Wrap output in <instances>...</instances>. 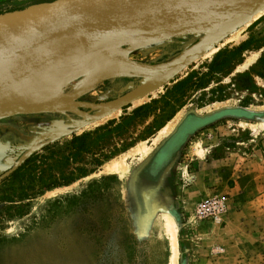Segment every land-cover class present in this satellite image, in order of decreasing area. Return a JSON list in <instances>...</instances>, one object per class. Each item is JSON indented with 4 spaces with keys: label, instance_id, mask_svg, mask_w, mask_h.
<instances>
[{
    "label": "rangeland",
    "instance_id": "1",
    "mask_svg": "<svg viewBox=\"0 0 264 264\" xmlns=\"http://www.w3.org/2000/svg\"><path fill=\"white\" fill-rule=\"evenodd\" d=\"M48 1L51 0H0V15ZM242 25L218 43L237 31L236 39L210 57L201 55L190 61L171 78L152 83L147 93L139 88L150 76L114 68L98 56L72 58L80 63L86 60L105 65L87 75L71 71V75L64 76L67 80H62L61 75L74 66L58 72L49 91L39 99L40 104L54 106L59 95L64 96L66 103L55 106V111L1 118L0 162H11L0 169V180L31 154L39 156L38 167L46 174H67L76 166L85 168L86 173L66 185L42 190L20 201L26 203L20 216L6 208L8 202H0V264H170L172 244L166 217L174 222L175 264H264V235L254 255L227 258L208 240L212 233L210 221L217 219L199 220L194 215L196 202L209 198L199 196L196 190L207 169L204 163L210 155L208 147L217 142L216 138L220 136L221 144L211 155H223L229 160L260 147L264 140V118L253 120L264 113V12ZM197 38L198 35L181 34L157 40L130 52L124 61L153 65L169 59ZM79 41L76 39L81 51L87 53ZM64 45L73 44L65 43L53 50H61ZM120 50L115 47L103 52L117 58ZM254 55L249 67L238 68ZM137 92L144 94L139 98L142 101L130 100L105 113L106 108L114 104L117 107L121 100ZM152 100L155 101L151 103ZM6 104L0 103V110L29 103ZM142 104L149 105L132 116L124 128L107 135L100 146L70 156L74 152L70 142L73 136L128 116ZM222 108L250 111V120L212 119L206 124L211 127L208 132L200 128L173 148L164 170L154 181L141 176L145 164L183 118ZM168 125L169 130L161 132ZM144 147L147 151L142 153ZM100 152L108 157L102 159ZM97 156L101 163L94 166L92 158ZM58 159L59 164L54 165ZM110 165L115 166L107 170ZM9 184L0 183V195L8 191Z\"/></svg>",
    "mask_w": 264,
    "mask_h": 264
},
{
    "label": "water",
    "instance_id": "2",
    "mask_svg": "<svg viewBox=\"0 0 264 264\" xmlns=\"http://www.w3.org/2000/svg\"><path fill=\"white\" fill-rule=\"evenodd\" d=\"M263 6L264 0H51L39 3L0 15V72L30 51L40 50L56 40L77 37L85 52H100L122 70L150 76L139 88L145 92L152 83L171 78ZM141 20L152 21L146 36L132 30ZM181 34L198 35V38L165 61L153 65L124 61L127 54L141 46ZM109 36L116 39L111 41ZM115 47H121L117 58L103 52ZM129 101L130 98L121 100L118 106ZM55 110V106L40 103L17 105L1 109L0 118ZM10 162V159L0 162V169Z\"/></svg>",
    "mask_w": 264,
    "mask_h": 264
},
{
    "label": "crops",
    "instance_id": "3",
    "mask_svg": "<svg viewBox=\"0 0 264 264\" xmlns=\"http://www.w3.org/2000/svg\"><path fill=\"white\" fill-rule=\"evenodd\" d=\"M234 110L239 109L225 108L223 111ZM240 110L246 115H225L219 114L220 111L214 119L223 117L236 118V121L250 120L247 115L249 112ZM211 117L209 116L207 121L203 120L198 126L208 132L211 127L206 124L212 120ZM232 130L234 129L231 128ZM218 137L217 142L211 145L210 149L208 147L210 155L204 163L207 169L204 167L206 170L200 176L201 184L198 183L196 190L199 196L225 198L224 211L216 221H210L212 233L209 234L208 240L227 258L236 259L250 253L254 255L255 248L260 245L264 235V140L260 141V147H252V151L243 152L244 156L229 160L223 155H211L218 151L221 144L220 136ZM262 258L264 259V255Z\"/></svg>",
    "mask_w": 264,
    "mask_h": 264
},
{
    "label": "bare ground",
    "instance_id": "4",
    "mask_svg": "<svg viewBox=\"0 0 264 264\" xmlns=\"http://www.w3.org/2000/svg\"><path fill=\"white\" fill-rule=\"evenodd\" d=\"M263 12H264V6L262 8H260L258 11H256L254 14H252L246 21H244L243 23L238 25L236 28L230 30L227 34L234 31L235 29L239 28L242 24H243L242 26H245L246 24H248V22L250 20H253V19L259 17ZM151 26H152L151 20H141V21L136 22L133 25L132 30L134 32L140 34V35L146 36L149 33ZM238 30H240V29H238ZM227 34L222 36L218 41H216L214 44H212L207 49H205L198 57H200L201 55H202V57H205V58L210 57L221 46L225 45L226 43L230 42L233 39H236L238 36V32L236 31V33L232 34L229 38H226L225 41L218 43ZM108 38L111 41L116 39L115 36H109ZM76 39L79 41V39L77 37H68L65 39H61L60 42L52 43L51 45H48V46H46L40 50L30 51V52L26 53L25 55L20 56L18 59L14 60L13 62H11L7 68L3 69L0 72V103L12 104V103H17V102L19 103V101H23V102L25 101L26 103L28 102L29 104L35 103V102L40 103L39 99L41 97H43L44 93L49 91V89L51 88V87H49V85L55 79H57V77H56V76H58L57 73L58 72L61 73L65 67L67 70V69L74 66V68H72L71 70L69 69V71L62 73L63 75H61V79L65 78L64 76H67L68 74L71 75L72 74L71 71H73L75 75H77V73H79V72L82 75H84V74L87 75L89 71L98 70V68L103 67L105 65L103 63H97L98 65H96L95 63H92V62L86 61V60H82L85 62L80 63L79 61L73 60L76 58L80 59V58H90V57H97L98 56L103 61L110 64L112 67L118 68L112 60H110L106 55H104L100 52L94 51V52H90V53H83L80 49L79 44L76 42ZM65 43H71L73 45H70V46L64 45L67 47L65 48L63 46V48L61 50H58V51L53 50L54 48L58 47L59 45H62ZM79 43H80V41H79ZM59 47H62V46H59ZM76 50L78 51V53H77L78 55L75 53ZM82 50H83V48H82ZM65 51H67V53ZM69 52L72 54L73 57H71ZM67 54H68L69 58L67 57ZM198 57L194 58L193 60L197 59ZM255 58H256V55L247 58L242 64L239 65L238 68L245 69V68L249 67L254 62ZM184 67H182L181 69H183ZM181 69L176 71V73H174V75L177 74ZM62 80H64V79H62ZM62 83L63 82H60V84H62ZM13 88L15 89V91L12 90ZM59 89H60V87H59ZM151 89L152 88L150 87L149 89H147L145 92H142V93H147ZM11 91H13V94L9 95L11 93ZM56 91H57V89H56ZM143 95L144 94H138V92H137V94H134L130 98V100H132V102H133V101L139 99L140 97H142ZM59 96H60V98L58 97L56 105H55L56 102L54 101L55 102L54 106H56V107H58L59 105H64L66 103L64 96L63 97L61 95H59ZM137 101L140 102L142 100L139 99ZM67 105L69 106L70 102H67ZM118 108H119V106L116 107V104H114L110 108L109 107H108V109L106 108L105 113L107 114V112L109 110L112 111V110H116ZM115 113H117V112H115ZM115 113H113V115ZM251 114H250V116H251ZM102 115H100L98 117L96 116L95 118L89 120V122H91L94 119L100 118ZM217 115H215V116H217ZM208 118L209 117L204 118V119L207 120ZM255 118H256V120L259 118H264V113L263 112L260 113V115L258 117L255 116ZM204 119H200V120H204ZM182 125H183V123H182ZM169 127H170V125L164 126L162 128L161 132L162 131L167 132L169 130ZM178 128H179V126H178ZM180 128H181V125H180ZM252 128L255 129L257 127L255 125H252ZM174 134H176V133H174ZM174 137H175V135L173 136V138ZM141 150H142L141 151L142 153H145L147 151V148L144 147V148H141ZM159 151L156 154L157 155L156 156L157 161L160 160L162 162L164 159L167 160L171 154L168 147L166 149H161ZM117 163H118V161H117ZM110 164H112V162ZM113 164H114V162H113ZM114 166L115 165L107 166L106 169L112 170L114 168ZM121 169H123V168H121ZM165 225H166V228L168 230L167 232L169 233V235L171 237V244H172V248H171L172 254L170 255V264H175V245H174L175 244L174 243L175 242V228H174V222L171 220V218L166 217Z\"/></svg>",
    "mask_w": 264,
    "mask_h": 264
},
{
    "label": "trees",
    "instance_id": "5",
    "mask_svg": "<svg viewBox=\"0 0 264 264\" xmlns=\"http://www.w3.org/2000/svg\"><path fill=\"white\" fill-rule=\"evenodd\" d=\"M154 101L155 100H152L151 103H153ZM148 105L149 104H142L134 108L131 114L128 116L121 117L117 121L114 119L109 120L106 124L99 126L92 131L83 132L77 136H73L70 142L74 145V152L70 154V156H76L78 153L86 151L88 148H92L93 146H100L107 135L124 128L128 120H130L132 116H137L138 114H140L143 110H145L146 107H148ZM223 110L224 109H221L213 112L212 114H206L203 116H186V118H183L180 121L175 130L162 142V144L156 149V151H159L163 146H167L171 153L173 148H176L179 144L184 142L186 135L194 133L200 129V127L198 126L199 124H195V122L198 123L199 121H202L200 119L207 118ZM189 117L191 118L189 119L188 123L187 121ZM172 135H175V137L173 138ZM99 155L102 159L108 157L105 153L101 152ZM37 157L39 156H37L36 154H31L25 157L21 163L16 165L14 169L10 170L8 174L0 180L1 184L7 181L10 182L7 189L8 191L0 195V202H8L9 206H7L6 208H12L13 212L16 215H22L24 206H26V203L20 204V201L27 199L30 195L39 193L42 190L49 189L55 186L66 185L70 183L74 178L83 176L86 173L85 168H83L82 166H76L73 168V171H69L67 174H64L63 172H58V175H55L52 172L46 174L44 169H40L38 167L37 162H41V160H38ZM92 162L94 166H98L101 163V159L98 156L93 157ZM55 163L56 164L54 165L59 164V159L55 160Z\"/></svg>",
    "mask_w": 264,
    "mask_h": 264
},
{
    "label": "built area",
    "instance_id": "6",
    "mask_svg": "<svg viewBox=\"0 0 264 264\" xmlns=\"http://www.w3.org/2000/svg\"><path fill=\"white\" fill-rule=\"evenodd\" d=\"M224 209V196H213L197 201L194 206V215L199 220H216Z\"/></svg>",
    "mask_w": 264,
    "mask_h": 264
},
{
    "label": "flooded vegetation",
    "instance_id": "7",
    "mask_svg": "<svg viewBox=\"0 0 264 264\" xmlns=\"http://www.w3.org/2000/svg\"><path fill=\"white\" fill-rule=\"evenodd\" d=\"M219 114L234 115V116H245L244 111L242 112V110H240V109L239 110H234V111H221ZM215 115H212V119L215 118L214 117ZM190 118L191 117L188 118V121H187L188 123H189V119ZM234 119H236V118H234ZM202 121H199L198 123L195 122V124H199L200 125L201 123H203ZM166 148H167V146H163L161 149H166ZM167 160L164 159L162 162L160 160L157 161L156 160V154H154L152 156V158L143 167L142 172H141V176L146 178L147 180H150L151 182L154 181L157 178V176L158 175L160 176L161 172L164 170L163 167H164V164L166 163Z\"/></svg>",
    "mask_w": 264,
    "mask_h": 264
}]
</instances>
